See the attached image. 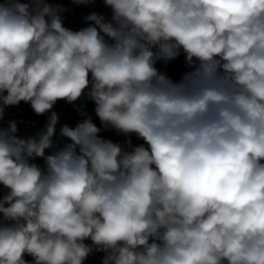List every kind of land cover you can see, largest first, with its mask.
<instances>
[{
    "label": "clouds",
    "instance_id": "9594fccd",
    "mask_svg": "<svg viewBox=\"0 0 264 264\" xmlns=\"http://www.w3.org/2000/svg\"><path fill=\"white\" fill-rule=\"evenodd\" d=\"M102 2L0 0V264H264V0Z\"/></svg>",
    "mask_w": 264,
    "mask_h": 264
},
{
    "label": "trees",
    "instance_id": "16d2710c",
    "mask_svg": "<svg viewBox=\"0 0 264 264\" xmlns=\"http://www.w3.org/2000/svg\"><path fill=\"white\" fill-rule=\"evenodd\" d=\"M52 2L61 3L66 8H68L70 11L65 13V15H72V14L76 13V11L78 10V7L73 5L70 2V0H52ZM87 107H88V110L91 112L94 105L91 102H89ZM56 108H57V111H62V113H63L61 116V119L68 122L71 125H75L77 120L80 119V117L72 110L71 105H67V104H64L63 102H60L56 106ZM8 113H9V115L6 117V120L12 118L13 115H15V117L17 119H20L21 117H23L26 121L32 120V119L38 120L40 122V125H42L44 123V120H45L44 117H35L33 115V113L31 112L29 105L24 104L23 102L20 104L19 107H10L8 109ZM95 122L99 126L98 119H95ZM20 128H21V131H23L25 128V125L21 124ZM105 134L106 133H103L104 136H105ZM37 162L43 163L40 160H38Z\"/></svg>",
    "mask_w": 264,
    "mask_h": 264
},
{
    "label": "built area",
    "instance_id": "2783aa9c",
    "mask_svg": "<svg viewBox=\"0 0 264 264\" xmlns=\"http://www.w3.org/2000/svg\"><path fill=\"white\" fill-rule=\"evenodd\" d=\"M92 11H97L110 16V9L104 6L102 0H97L94 7L80 6L78 7L76 13L72 15H65V26L72 28L73 30L86 26L83 21V17ZM183 60L184 57L181 55L179 59L173 61V63H169L166 67L162 62L158 63L157 67L161 71H166L173 79H179L180 74L183 72Z\"/></svg>",
    "mask_w": 264,
    "mask_h": 264
},
{
    "label": "crops",
    "instance_id": "0c3cea01",
    "mask_svg": "<svg viewBox=\"0 0 264 264\" xmlns=\"http://www.w3.org/2000/svg\"><path fill=\"white\" fill-rule=\"evenodd\" d=\"M185 71V68L183 66V72ZM106 137H111L113 140H119L122 139L121 137H117L114 133L112 132H106L105 134ZM102 253H96L88 258V260L85 262V264H101V256Z\"/></svg>",
    "mask_w": 264,
    "mask_h": 264
}]
</instances>
